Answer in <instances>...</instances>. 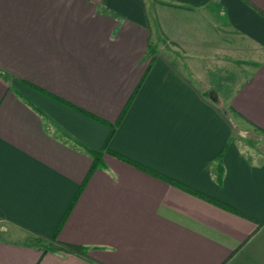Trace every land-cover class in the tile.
Listing matches in <instances>:
<instances>
[{
    "label": "crops",
    "instance_id": "0c3cea01",
    "mask_svg": "<svg viewBox=\"0 0 264 264\" xmlns=\"http://www.w3.org/2000/svg\"><path fill=\"white\" fill-rule=\"evenodd\" d=\"M0 223V264H264V0H0Z\"/></svg>",
    "mask_w": 264,
    "mask_h": 264
},
{
    "label": "trees",
    "instance_id": "16d2710c",
    "mask_svg": "<svg viewBox=\"0 0 264 264\" xmlns=\"http://www.w3.org/2000/svg\"><path fill=\"white\" fill-rule=\"evenodd\" d=\"M109 137L107 138L105 146L107 145V142L109 141ZM91 154H92V158H93V163H92V167H91V171H92L93 169H95L97 167V161L99 159V155H97L96 153H93V152ZM35 241H37L38 244H40V246L43 247V253L48 252V251H50V252L63 251V252H73V253H82L83 252V249L80 247L66 245V244L59 242L57 240L55 234L50 236V237H44V236L38 235L35 238ZM42 241H48V244H45V243L41 244L40 242H42Z\"/></svg>",
    "mask_w": 264,
    "mask_h": 264
},
{
    "label": "rangeland",
    "instance_id": "374dc122",
    "mask_svg": "<svg viewBox=\"0 0 264 264\" xmlns=\"http://www.w3.org/2000/svg\"><path fill=\"white\" fill-rule=\"evenodd\" d=\"M217 107L220 108V110L224 113L227 114L228 116H230V114H228V109L226 107V105L220 104L219 102L216 103ZM231 117V116H230ZM232 122V121H231ZM247 127V132L245 133V136H243L241 138V142L243 145H260L262 143V140H259V136L257 135L256 132H254L252 129L248 128V126H245V128ZM244 127L241 125V130H243ZM250 129V130H249ZM243 133V135H244ZM0 228H2V223H0ZM41 244H48V241H42L40 242Z\"/></svg>",
    "mask_w": 264,
    "mask_h": 264
},
{
    "label": "water",
    "instance_id": "95a60500",
    "mask_svg": "<svg viewBox=\"0 0 264 264\" xmlns=\"http://www.w3.org/2000/svg\"><path fill=\"white\" fill-rule=\"evenodd\" d=\"M209 98L211 99V100H215V93H213L212 91L211 92H209Z\"/></svg>",
    "mask_w": 264,
    "mask_h": 264
}]
</instances>
